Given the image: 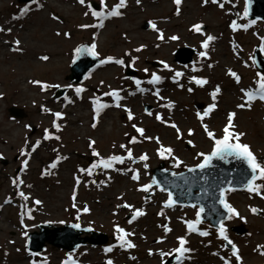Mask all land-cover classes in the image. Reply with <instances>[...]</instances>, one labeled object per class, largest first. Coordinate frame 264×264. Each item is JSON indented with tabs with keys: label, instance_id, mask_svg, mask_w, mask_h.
Masks as SVG:
<instances>
[{
	"label": "rangeland",
	"instance_id": "374dc122",
	"mask_svg": "<svg viewBox=\"0 0 264 264\" xmlns=\"http://www.w3.org/2000/svg\"><path fill=\"white\" fill-rule=\"evenodd\" d=\"M94 1L99 3V0ZM41 2L44 5L42 9L32 6L30 13L26 16L13 19V17L19 16V10L28 2L0 0V26L5 29L12 28L11 34L0 33V94H2L0 96V154L3 156V159H0V205H3L0 207V264H30V260H40L44 257L48 258L49 264H61L69 251L59 249L54 245L47 244L37 257L29 255L31 251L27 248V239L22 236L23 229L20 224L21 205L27 203L28 207L34 209L32 219L25 216L29 234L35 230L38 231V225L43 222L52 221L54 226L48 227L50 231L56 227L60 228L66 224L77 222L74 220L76 212L70 207V197L74 186V175L77 174L76 169L88 165L94 159L88 148L89 138L96 140L97 150L101 155L107 156L113 152L122 154V150L113 149L112 145L113 143L117 145L127 143L128 138L124 136L125 132L137 135L131 129L130 123L127 122L126 114L114 107L106 109L101 114L97 127L93 129L91 127L93 112L90 104L93 94L100 95L104 91H108V85L127 90L122 93L126 96V100L122 103L131 107L138 117V120L134 122L142 121L139 126L146 128V134L159 135L163 143L171 144L175 148L176 154L191 166L196 163L195 152L207 150L209 146V141L195 117V111L200 109L198 108L199 104H203V107L206 106L210 102L207 93L216 83L222 85L223 93L219 97V108L210 119L205 121L217 134H220L226 112L233 110L235 103L239 102L237 88L233 80L225 74L226 69L231 67L237 71L242 77L243 86L250 85L255 72L258 71L257 67H244L243 59H238L232 51V41L234 40L243 48L240 56L246 59L258 44L257 36L254 33L264 35V20H257L256 25L247 32L239 30L233 33L228 25L231 19L236 17L227 13V9L231 5L226 4L225 10H221L216 5L203 6L202 0H183L179 17L174 14L175 6L172 0H142L140 6L135 4V0H128V8L122 10L125 12L123 17L105 21L103 28L86 30L80 29L78 25L95 23V20L90 14L88 17L83 15L87 9L78 4L77 0H41ZM105 2L110 8L118 0H105ZM233 3H236V0H233ZM243 6L244 0H238L235 10L242 12ZM53 14L60 16L62 23L53 21L51 19ZM149 19L156 20L158 27L166 29V36L177 34L181 40L162 43L161 47L157 49L155 44L160 42L155 39L156 33L151 29L144 28ZM194 22H202L205 25V31L217 36V40L211 45V48L214 49L209 53L211 59L204 61L203 70L198 73L209 77L210 84L204 89L196 88L194 93L189 94L186 90L178 88L169 78L171 73L166 70L161 71L162 66L159 63L155 66V62L163 59L178 70H182L183 64L176 61V50L181 47L195 49L203 39L199 34L188 31ZM56 31H70L71 38L57 37L55 36ZM125 34L127 38H125ZM94 37L101 57L107 55L119 57L141 43L147 44V49L141 53L133 52V55L140 56V60L134 67L137 70L134 77L142 80L148 79V74L143 72L144 68H148L149 72L157 71L166 77L158 87L162 89L161 95L170 97L176 102V107L171 113L159 108L156 98L150 92H137L134 96H129L128 91H135V85L131 80L122 79L127 76L126 68L115 64L93 67L90 70L91 77L81 81L87 89L83 94V99L76 98L72 90H68L67 94L75 99V103L66 107L63 102L65 92L63 95H59V89H51L44 93L38 87L28 83L32 79L60 83L61 85L74 83L68 78L71 74L72 50L81 43H91ZM15 38L21 39L23 53L13 52L11 47L4 43L5 40L11 42ZM41 55H49L50 60L47 62L39 60L38 57ZM194 59H196L195 55ZM208 63H212L214 67L209 69ZM101 80L105 82L104 85H100ZM181 82L185 83L186 87L188 86L186 80H181ZM142 87L152 88L146 83ZM104 99L110 102V98ZM41 104L53 111L63 110L66 112V117L60 121L62 131L58 134L61 136V140L42 141L40 147L33 153L28 169L25 172H20L23 158L20 157L19 150L23 147L25 138L30 143H34L37 139H41L45 128L55 132L51 128L53 116L43 112ZM12 105L23 108L26 116L24 118L11 116L9 108ZM148 106L151 107L150 110L154 114L157 111L163 112L166 117L170 114L184 132V139L177 141L173 129L161 125L154 117H148L144 113V109ZM236 124L240 131L246 133L243 142L250 144L258 158H264V103L257 101L251 110H237ZM26 125H30V127H25ZM189 127L195 129V135L192 137L187 135ZM188 139H192L196 143L195 149L186 143ZM132 147L134 156H139L144 152L149 154L147 174L143 171L142 163L132 164L126 161L124 165H117V167L140 168V183L149 182L153 175V168L161 161H165L167 168H171L169 161L162 160L156 155L157 145L154 142L144 141L132 145ZM53 148H58L60 154L68 156L69 159L62 161L57 169L53 170V175L41 176L42 170L55 158L56 153L52 151ZM4 159L7 161L4 162ZM174 170L181 172L186 169L181 166ZM17 174L25 181L21 190L26 194L30 193L31 200L29 202L22 201L16 195L17 189L11 181ZM110 174L113 180L107 187L102 185L97 188L91 183L86 186L82 182L77 197L78 205L86 202L91 208L90 214L81 215L79 221L81 225L88 226L90 221L94 222L92 224L94 230L105 232L109 236V241L103 245L87 243L86 246L76 249L74 257L79 260L80 264H104L107 258L113 259L115 264H160L159 256H149L147 250L149 248L154 251L159 248L168 250L175 247L176 236L182 235L186 231L181 218H194L196 210L189 206H175L166 209V215L170 218L169 226L173 228V232L167 234V239L163 244H156V239L165 235L158 225L166 221L157 213L162 201L166 199V193L156 190L151 194L150 201L145 203L146 194L136 191L139 185L130 179V175L126 176L116 172ZM94 178L97 181L105 179L102 174H98ZM28 184L32 185L30 189L26 187ZM119 195H124L127 202L142 207L147 214L138 218L132 225L127 224L129 218L127 209H121L117 216H113L115 204L119 202L116 197ZM9 197L12 202L4 204L5 199ZM228 198L229 202L247 220L245 223L237 218L227 222L230 238L240 247L244 264H264V256L253 251L257 244H264V212L253 215L249 211L250 206L264 209V199L255 194H249L246 190L231 192L228 194ZM35 199L42 200L43 204L41 206L34 205L32 201ZM61 220L65 223H58ZM117 220L122 227L135 230L136 236L132 239L138 247L127 251L116 248L112 253L105 254L103 248L114 242L113 221ZM208 223L204 221L200 227L205 228ZM238 224H244L248 232L237 234L233 231L232 227ZM249 232L252 233L250 237L247 235ZM81 236H86V233ZM209 239L212 240V244L206 247ZM189 240V246L194 251L190 254L191 259L185 264H221L219 259L211 253L217 250H220L221 254L227 253V250L220 249L222 241L216 239L214 229L211 237L203 238L193 233ZM9 241L15 243H9ZM17 248L20 249L19 252L16 251ZM130 256H136L137 260H131Z\"/></svg>",
	"mask_w": 264,
	"mask_h": 264
},
{
	"label": "snow or ice",
	"instance_id": "6c2138e0",
	"mask_svg": "<svg viewBox=\"0 0 264 264\" xmlns=\"http://www.w3.org/2000/svg\"><path fill=\"white\" fill-rule=\"evenodd\" d=\"M175 6V15L179 17L181 15V5L183 0H172ZM77 3L82 7H85L87 10L84 11L83 15L88 17L89 14L94 18L95 23H85L80 24L78 27L82 30L86 29H98L105 26V21L112 18H121L125 15V12L128 8V0H118L117 3L112 5L110 8L105 2V0H99V10L93 6L91 0H77ZM135 4L140 6L142 0H135ZM216 5L221 10H225L226 4L231 5L227 9V13L234 15L236 18L231 19L229 23V28L233 33H236L239 30L247 32L254 25H256V19H248L251 0H244V6L242 12L235 10L238 5V0L236 3H233V0H202L203 6ZM32 6H35L38 9L44 7L41 0H28V3L25 4L23 8L19 10V16L13 17V19H20V17L26 16L30 13ZM51 19L58 23H62L60 16L53 14ZM246 21V22H244ZM147 26L156 33L155 39L160 43H156L155 47L159 49L162 43L168 42H179L181 37L177 34L167 35L166 29L158 27L157 21L154 19H149L146 21ZM188 31L193 34H199L203 39L199 42L198 47L194 49L196 59L192 60L189 64H183L181 66L182 70H178L176 67H173L166 60H159L158 63L162 66L161 71H167L171 73L169 77L171 81L180 89L186 90L189 94L195 92L196 88L204 89L205 86L210 84V79L207 76L199 75L198 73L202 72L204 67V61L210 60L209 55L210 51H214L211 48L213 42L217 40V36L209 34L205 31V25L202 22H194L191 24ZM0 33L11 34L12 28L8 27L5 29L0 26ZM257 36L258 44L253 48L252 52L248 54L247 58H242L240 53L243 51V48L237 44L234 40L232 41V51L238 59H243L244 67H259V64L264 63V60H258V56L261 53H264V35H259V33H254ZM55 36L65 37L70 39V31H56ZM125 38L127 35L125 34ZM5 44H8L11 47V50L16 53H23L24 49L21 47V39L15 38L13 41H4ZM148 45L141 43L135 48L126 51L123 55L117 57L113 55H107L101 57L98 49V44L95 37L92 39L91 43L84 44L81 43L75 46L72 50L71 63L76 64L81 57H92L94 60H97L98 63L96 67H100L108 64H115L122 68H134L137 62L140 60L139 55H133L135 53H141L143 50L147 49ZM39 60L47 62L50 60L49 55H41L38 57ZM207 67L209 69L213 68L212 63H208ZM143 72L148 74V79L142 80L137 77H128L124 76L122 79L131 80L135 85V91H128L129 96H134L137 92L139 93H148L150 92L154 96L159 104V108L168 110L169 113L176 107V102L170 97H165L161 95L162 89L158 85L162 84L166 77L159 74L157 71L149 72L148 68H144ZM225 74L230 77L238 91V100L239 102L235 103L233 110L227 111L225 115V122L220 130V134L210 127V125L205 122L206 119H210L212 114L216 112L219 108V97L223 93V88L220 83H216L211 90L207 93L210 102L206 104L202 109L195 111V117L200 124L202 132L204 133L206 139L209 141V146L207 150L196 151L194 154V159L196 163L189 166L184 159L176 154L175 148L171 144H165L162 142V139L159 135H148L146 134V128L139 126L140 122H134L138 120V117L133 112L132 108L129 107L126 103H122L126 100V96L123 95L125 89L121 87L113 88L111 85H108V91H104L100 95L93 94L90 98V104L93 112V123L91 127L95 129L99 123V118L101 114L108 108H116L122 110L126 114V120L131 125V129L135 131L137 135H130L129 132H125L124 136L128 138L127 143L115 144L113 143V149L122 150V154L113 152L107 156L101 155L100 151L95 147L96 140L89 138L88 148L91 150V155L94 159L86 166H80L76 169L77 174L74 175V186L71 193V209H74L76 215L74 220L77 221L71 224L73 229L82 230L85 232H92L94 228L92 224L94 222H89L87 227L82 228L80 221L82 214H90L91 208L85 202L82 205H78V189L81 183H85L87 186L88 183L96 185L97 188L100 186L107 187L110 182L113 180L111 172H116L122 175H130V179L133 182H136L139 187L136 188V191L145 193V203L149 202L151 199V194L156 190L166 193V199L162 201L160 210L157 213L158 216L163 217L166 222L159 224L158 227L162 228L164 236H161L156 239V244H163L167 239V234L173 232V228L170 227V218L166 215V209L174 208L178 202L179 197L175 194L174 190H180V196L191 197L193 195V188L198 186L200 189L201 195L195 197L196 202L191 203V208L195 209L194 218H181L182 223L185 225V233L182 235L176 236V246L171 247L168 250L163 248L156 249L155 251L152 248L147 250L149 256L158 255L160 258V264H170V261L173 264H185L186 261L191 259V253L194 251L189 245V237L191 234H198L200 237L208 238L213 235V229L215 231L216 239L222 241L220 244V249L227 250L226 254H221L220 250L214 251L211 255L217 257L221 264H244V258L241 254V249L234 242L229 235V229L227 226L228 221L239 218L241 221L247 222L246 217L242 216L238 209L229 202L228 194L235 192L237 190V184L242 185V187L249 193L255 194L256 196L264 199V158H258L253 152L250 144L243 142L244 137L246 136L245 132H242L238 129L236 124L237 110H251L254 103L257 101L264 103V71H256L253 81L248 86L242 85V77L238 74L237 71L229 67L226 69ZM91 77V72L88 75L84 76L85 80H88ZM181 80L187 81V87L185 83H182ZM29 84L36 86L40 89L41 92L46 93L51 89H65V95L63 96V102L65 107L70 104L75 103V99L67 94L68 90H72L75 97L78 99H83V94L87 91L83 83H68L61 85L60 83H49L42 81L40 79H32L28 81ZM100 85H104V81L101 80ZM151 85L152 88L142 87L143 84ZM195 86V87H194ZM2 96V94H0ZM104 98H110V102ZM162 102V103H161ZM41 110L45 113H50L53 116L51 122V128L55 132L51 131L49 128L43 130L41 139H37L34 143L25 138L23 147L19 150V155L22 157L20 172H25L29 167V161L31 160L33 153L37 151L40 147L42 141L56 140L60 141L61 136L58 134L62 131V121L66 117V112L63 110L53 111L51 108L46 107L41 104ZM144 113L148 117H154V119L159 122L161 125L170 127L175 132V138L177 141H182L184 139V132L181 127L175 122L171 115L167 117L163 112L157 111L155 114L153 111L148 108L144 109ZM25 127H30L26 125ZM187 135L192 137L195 135V129L189 127L187 129ZM144 141L154 142L157 147L155 149L156 155L162 159L169 161L172 169H179L183 166L187 173L194 174L199 170L201 173H204L207 170H215L217 165L216 162H223L224 164L233 163L237 164V167L233 168L231 172L225 173L221 170L218 174L212 175L209 172L208 175H193L185 176L184 172L171 171L172 177H181L182 184L177 183L174 180H169L165 177L162 181L157 180L155 176L150 177L149 182L140 183L141 181V169L135 167H117V165H124L126 161L131 162L132 164L142 163V168L145 174L149 169V154L147 152L141 153L139 156H134L132 145L143 143ZM188 145L192 148H196L197 145L192 139L186 141ZM52 151L56 153L55 158L42 170L41 176L47 177L53 175V170L57 169L58 165L62 161L69 159L68 156L61 155L58 148H53ZM0 159H3L2 154H0ZM164 172H169V169H164ZM232 173H235L233 175ZM98 174L104 175L105 179L97 181L94 177ZM88 178V179H86ZM13 186L17 189L16 195H18L22 201L29 202L31 200L30 193H25L21 190V186L25 185L24 179L17 174L12 179ZM59 183V181H57ZM29 189L32 187L31 184L26 185ZM207 197L212 201L211 205L206 212V207L204 203L200 201ZM118 203L115 204V210L112 212L113 216H117L121 209L128 210V219L127 224L132 225L138 218L145 216L147 213L142 207H137L132 203L127 202L124 199V195H119L116 197ZM11 197L5 199L4 204L11 203ZM32 203L36 206H41L43 201L40 199H35ZM3 207V205H0ZM34 209L28 207L27 203L21 205L20 212V224L22 226V236L27 239L29 233L27 231V225L25 224V216L28 219H32V213ZM67 211V209H65ZM249 211L253 215H258L264 212V209H260L254 206L249 207ZM208 216H215L214 221H210L208 226L205 228L200 227L204 223V219ZM52 223V221H48ZM58 223H65L61 220ZM250 237L252 233H247ZM136 236L135 230H129L125 227H122L119 221H113V238L114 242L107 245L103 248L105 254H110L114 249L119 248L122 250H131L136 249L138 245L134 242L132 237ZM146 239V238H145ZM9 243H15L14 241H9ZM212 240L209 239L207 246H211ZM80 245H76V248L66 254L61 264H80L79 260L74 257L76 249ZM17 252L20 251L19 248L16 249ZM253 251L258 252L261 256H264V244H257ZM230 253V254H229ZM31 257H37L40 254L36 252H29ZM83 255V253H81ZM131 260H137L136 256H130ZM30 264H49L48 258L44 257L40 260L32 259ZM104 264H115V261L111 258H107L104 261Z\"/></svg>",
	"mask_w": 264,
	"mask_h": 264
},
{
	"label": "water",
	"instance_id": "95a60500",
	"mask_svg": "<svg viewBox=\"0 0 264 264\" xmlns=\"http://www.w3.org/2000/svg\"><path fill=\"white\" fill-rule=\"evenodd\" d=\"M20 2H28V0H19ZM93 6L99 9V4L96 2H92ZM249 17L254 19H264V0H251L250 5V11H249ZM145 29H149L150 27L147 26L145 23ZM195 51L194 48L191 47H181L176 51V60L180 61L182 63H189L193 59ZM258 60H264V56L262 53L257 57ZM98 63L97 60H94L92 57H81L80 60L77 61L76 64H72L71 71L72 73L68 76L69 79H71L73 82H81L84 79V76ZM158 63L155 62V66H157ZM259 70L264 71V63L259 64ZM127 75L133 76L137 74V71L129 67L126 71ZM65 92V89L61 88L59 90V95H62ZM199 108L203 107V104H199ZM149 110L151 109L150 106L147 107ZM9 112L12 116L16 118H24L26 116V112L23 108L17 107V106H11L9 108ZM7 160L4 159V162ZM214 164L217 165L215 170H207L204 173H201L199 170L197 173L190 174L187 173V171H183L185 176H193V175H208L209 172L212 173V175L218 174L221 170H223L225 173L231 172V170L235 167H237V164L235 162L224 164L223 162H216L214 161ZM165 162H161L157 167L153 169V176L157 178V180L162 181L165 177H167L169 180H174L177 183L182 184V178L181 177H172L171 171L164 172ZM235 175V173H232ZM237 190H243L244 188L242 185L237 184ZM175 194L179 197L178 205H190L191 203H195L196 199L195 197L198 195H201L200 189L198 186L193 188V195L191 197L188 196H180L179 192L180 190H174ZM201 203L205 204L206 212L208 211L209 206L211 205L212 201L209 200L207 197H204L201 201ZM216 218L215 216H208L204 220L208 221H214ZM53 226V224H40V231H35L30 234L28 238V248L35 252H41L45 249L46 243H51L53 245H56L58 248H64L68 249L69 251H72L76 248V245L84 246L86 245L87 241L91 242L94 245H100L107 243L109 240V237L106 233L101 231H92V232H85L78 229H73L70 225H65L63 227H56L54 230L50 231L48 226ZM84 228V227H82ZM234 230H236L239 234L247 232V229L241 225L234 227ZM50 231V233H49ZM83 233H91V236H85L81 237ZM173 263L170 261V264Z\"/></svg>",
	"mask_w": 264,
	"mask_h": 264
}]
</instances>
